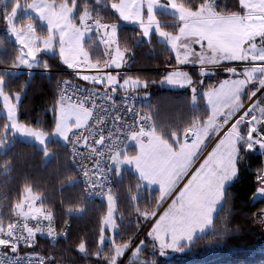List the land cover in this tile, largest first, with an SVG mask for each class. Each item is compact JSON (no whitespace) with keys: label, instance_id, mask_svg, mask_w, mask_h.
Instances as JSON below:
<instances>
[{"label":"trees","instance_id":"trees-1","mask_svg":"<svg viewBox=\"0 0 264 264\" xmlns=\"http://www.w3.org/2000/svg\"><path fill=\"white\" fill-rule=\"evenodd\" d=\"M53 1H66L75 5L72 17L75 25L79 23L80 14L86 10H90L92 18H96L101 25H118L115 39L117 45L126 51L123 68L127 69L126 72L119 73V76L145 83L142 89L126 90L144 91L150 95L151 102L146 112L155 133L169 140L171 135L180 136L208 117L209 110L202 93L198 94L194 105L186 88L160 85L166 72L177 64L171 50L155 34L149 41H143L140 30L120 24L118 15L106 3L96 4L94 0ZM176 1L188 9L196 10L207 0ZM29 2L30 0H0V79L3 80L5 93L21 95L17 105L18 121L25 126L50 132L56 120V85L62 78L76 77L75 74L62 71L66 66L56 53L42 54L36 70L14 72L19 46L3 31V27L15 4L26 5ZM215 8L224 15L241 12L239 0H218ZM156 17L162 29L176 33L179 26L176 18L163 12H157ZM30 19L37 25V29L42 28L32 16L19 17L17 25L22 26ZM92 32L83 41L82 48L86 57L94 63L104 59V52L96 38L98 34ZM43 68L49 70L43 72ZM185 70L192 83L203 90L215 86L221 76L214 74L202 78L197 69ZM120 90L122 89H118ZM263 95L264 91L258 100ZM6 121V117L0 115V145H4L5 141L10 142L0 152V224L5 226L10 223L15 205L23 199L24 190L28 188L32 194L42 199L39 198L44 206L51 209L58 226L65 220L71 223L70 235L66 240L51 243L39 238L33 247H19L18 253L41 254L46 264H112V246L106 241L100 244L101 238L109 235V231L103 227L107 214L105 199L88 202L84 198L81 184L69 165L64 144L52 140L46 146L49 156L45 158V151L36 144L15 138L6 131ZM127 150L128 153H134L130 147ZM236 168L237 175L224 190L223 201L213 218L211 230L191 243L182 244L181 248L188 249L183 259L185 261L181 262L177 257L172 264H253L264 260V239L257 224L259 213L264 208V200L252 199L264 178V157L249 152L239 142ZM114 178V187L109 194L116 207L117 229L113 240L117 245H129L146 226L140 227L143 215L153 205V198H148V188L137 186L140 181L132 171L122 170L120 177ZM140 191L142 194H139ZM74 210L79 212L74 214ZM261 229L263 230V226ZM4 232L7 231L1 233ZM0 248L6 249L1 245ZM142 255V263H147L149 259L156 260L150 252L149 244H146ZM122 264H127V259Z\"/></svg>","mask_w":264,"mask_h":264},{"label":"rangeland","instance_id":"rangeland-1","mask_svg":"<svg viewBox=\"0 0 264 264\" xmlns=\"http://www.w3.org/2000/svg\"><path fill=\"white\" fill-rule=\"evenodd\" d=\"M85 1L88 2V0ZM90 1L93 2V0ZM242 1L244 5H249V0ZM261 1L252 0L253 5L248 8L262 10L259 20L264 22V5H261ZM94 2L102 4V0H94ZM125 2V0H122L118 6L114 4V8H122ZM177 3H175L176 6L184 13L176 10L171 4L164 5L166 9L164 11L174 13L173 15L179 18L176 33L162 29L157 22L156 14H143L140 4L137 5L135 14L117 15L123 22L137 27L147 41L154 35V33H151L153 31L156 32L157 39H162V41L165 37H168L169 43L174 45L173 49L178 54L177 63L180 65L189 64L181 67H188L191 63H195L193 59L197 50H200L203 55H206L204 51H208L211 53V57H220V60H214L219 62L208 64L227 63L225 59L231 61L245 60L248 57L247 49L253 46V38L248 37L247 32L250 25V14H246V16L238 14L239 16L235 19L234 17L215 19L214 0H208L203 7L201 5L196 10L188 9ZM52 6H58V14H68V16L74 14L76 10L74 4H68L66 1L56 3L53 0H30L26 5L15 4L6 18L3 31L19 46L17 64L13 67L14 72L25 71L19 69L21 65L33 66V64H28L31 62L32 53H37L36 56L39 59L42 54H50L54 49L53 44H56V41L53 39L52 30L47 29L51 26L52 14L48 13H51ZM31 11L40 16L42 23L37 17L36 19L39 22L38 26L42 28L37 29V25L33 23L32 19L22 26L17 25L19 17L28 16ZM84 12H88L92 17L90 10ZM190 14H197L196 17H212L213 25L202 26L201 28L198 26L192 27L194 21H208L196 17L190 20L188 19L191 16ZM69 21L73 23L72 19ZM109 30L112 31L114 28ZM263 37L264 35L259 38L262 39ZM184 39L188 40V44L194 47V51L188 48V45L182 43L180 47L176 46L178 42H182ZM69 41V51H72L78 41L77 34L69 36ZM195 47L200 49L195 50ZM38 48L42 49L38 50ZM118 48L122 49L120 46ZM114 59L116 60V57ZM243 62L257 65L264 62V59ZM223 69L225 70H216L222 72L215 73L221 76L216 86L208 90H203L199 85L192 83L187 70L169 69L162 78L160 85L167 88L185 87L189 90L194 105L198 94L202 93L205 105L209 109L208 117L203 123H198L187 129L180 136L171 135L169 140L154 132L151 136L153 144L150 147L145 149L139 145L131 146L130 148H135V151L131 150L134 153H128V150H124L115 154L112 158L113 176L119 178L122 170L125 169L132 171L140 181L137 186L148 188L150 190L148 198H153V205L143 215L140 227L146 226L140 233L142 236L126 257L127 264H172L173 259L177 257L181 259V262H184L183 259L188 249H183L180 246L191 243L197 237L211 230L213 218L223 201L225 187L237 175L236 163L239 142L249 152L261 154L264 157V95L260 98L261 100H258L259 95L264 91V67H246L245 65V67H241V72L230 68ZM249 69L256 71L255 76L257 77L255 78H260L259 83H254L253 79L249 77ZM201 72H209V69H202ZM243 85L245 86L242 91ZM248 91L251 93L259 92L252 106L253 120L244 124L241 122L235 124L212 143V139L219 129L217 123H215L217 115H231L232 109L240 104L239 100L242 106L247 98ZM19 99L18 95H10L3 91V80L0 79V115L6 117V131L8 130L15 138L36 144L38 148L45 151V158L49 156L46 146L52 140L64 144L68 132L72 128L80 127L88 117V113L84 109L58 101L54 128L50 132H44L25 126L18 121L17 105ZM8 144L10 142L5 141L4 145L7 146ZM4 145H0V151L5 148ZM206 146H208L207 151ZM263 183L264 178L259 186H262ZM23 194V199L14 207L15 214L24 211L17 208L26 199L40 198L32 194L29 188L25 189ZM139 194H142V191ZM108 197H111V195ZM107 204V214L103 221V227L109 231V235L103 236L100 244L102 245L106 241L110 247L112 246L114 251L112 264H119L140 235L129 245L115 244L113 240V235L117 229L114 219L115 202L110 199ZM12 218L13 215L10 218V223L0 226V233L9 231L13 224ZM257 224L259 233L264 239V229H261L264 224V208L259 213ZM143 236L145 237L141 240ZM146 244H149L150 252L156 260L149 259L147 263H142L141 260L144 259L142 251ZM253 264H264V260Z\"/></svg>","mask_w":264,"mask_h":264},{"label":"built area","instance_id":"built-area-1","mask_svg":"<svg viewBox=\"0 0 264 264\" xmlns=\"http://www.w3.org/2000/svg\"><path fill=\"white\" fill-rule=\"evenodd\" d=\"M86 26L97 33L101 27L95 18L88 19ZM100 42L104 52L103 60L93 63L89 59L77 58L62 70L75 75H88L91 84L77 78H62L56 85L58 101L80 107L89 113L87 123L72 128L64 142L69 165L88 202L102 199L112 191L115 183L111 167L113 156L127 150L133 142L141 147L149 146L154 133L146 112L151 102L150 95L138 90H117L110 81L113 73L111 64L118 46L116 39L108 34ZM245 65L264 67V62L257 65L243 61L198 64L176 69L224 71L223 68H230L241 72V67ZM48 70L42 69L43 72ZM126 71L123 67L116 70L117 73ZM258 95L259 92L248 91L246 100L236 112L217 118L219 129L212 143L235 124L253 120L252 106ZM205 149L207 151L208 146ZM21 209L24 211L13 213L11 230L0 233V245L6 248H0V264H44L45 258L41 254L29 252L22 255L18 253V248L33 247L39 238L51 243L66 240L71 231L70 221L66 220L58 226L53 212L40 199H26ZM76 213L77 210L74 211Z\"/></svg>","mask_w":264,"mask_h":264},{"label":"crops","instance_id":"crops-1","mask_svg":"<svg viewBox=\"0 0 264 264\" xmlns=\"http://www.w3.org/2000/svg\"><path fill=\"white\" fill-rule=\"evenodd\" d=\"M108 1L102 0V3L104 4V2H105L106 4H108L110 6L111 10L115 14H135V9H137L138 4H140V6H141V10H142L143 14L144 13H146V14H150V13L157 14V12H163V13L170 14L171 16L176 18L177 21L179 20V18L176 15H173L174 13H169L168 11H164V10H166L164 5L165 4H171L176 8V10L182 12V10H180L175 4V3H177L176 0H125L126 2L124 4V6L120 9H115L114 4L116 6H118L122 0H110L111 2L110 1L108 2ZM207 1L205 3H207ZM217 1L218 0H214V7L216 6ZM261 2H262L261 5L263 6L264 0H262ZM205 3L202 4L201 7H203L205 5ZM240 4H241V12L224 15V14H220L217 11H215L216 14H214V18L215 19H221V18H227V17H230V18L234 17V19H235V17L239 16L238 14H243L241 16H246V14H250V16H249L250 25H249V28L247 29V32H248V37L253 38V42H252L253 46H251L249 49H247V53H249V55L245 60H241V59L239 61H231V60H227V59H225V60L227 61V63L240 62V61L263 60L264 59V37L262 39L259 38L260 36L264 35V22L259 20V18H260L259 16H260L262 10H258L256 8H248L250 5H253L252 0H249V5H244L242 0H240ZM262 6H261V8H262ZM57 7L58 6H52L51 13H48V14H52V16H51V26L47 29L52 30L51 32L53 35V39H54V41H56V44H53L54 49L50 52V54L56 53L59 56L62 63L67 67L68 64H70L73 59H77V58L88 59L86 57V54L83 51L82 43H83L84 39L89 38L93 33L92 30L86 26V21L92 17H90V14H88V12H84L80 16L79 23L77 25H75L74 23H72V21H69L70 19H72L74 14L73 13L71 15L69 14L70 16H68V14H58V8ZM215 10H216V8H215ZM182 13H184V12H182ZM30 15L32 17L35 16V18L37 17L40 20V22L42 23L40 16L37 15V13L31 11V14H29L28 16H30ZM190 15L191 16H189L188 19L191 20L192 18L196 17L197 14H190ZM196 18H199L203 21H208V22L194 21V22H192V27L198 26L199 28H201L202 26L205 27V26L213 25V22H212L213 18L212 17H196ZM119 20H120V24L132 26L130 23L123 22L120 17H119ZM157 22L160 25V22L158 21V19H157ZM117 27H118V25H114V26L111 25L110 27H108V31H109L108 34H110L111 36L114 37L116 34V31H117ZM112 28H114V30H112V31L109 30ZM151 33L152 34L154 33L156 35L155 31H153ZM76 34L78 36V41L76 43V46L72 51H69V48H70L69 36L76 35ZM140 36H141V39L143 41H145V40L147 41V39L142 36L141 32H140ZM156 37H157V35H156ZM96 38L100 42L99 36ZM158 40L163 42L164 44H166L168 46V48L173 52V54L175 56L176 63H177V59H179L178 54L173 49L174 45H171L169 43V41H168L169 38L165 37V39L163 41H162V39L161 40L158 39ZM181 43L188 45V48H190L191 50L194 51V47H192L190 44H188V40L184 39L182 42H178L176 46L180 47ZM40 49H42V48H38V50H40ZM196 49H200V48L195 47V50ZM204 52L206 55H203L200 50H197L195 52L196 53L195 58L193 59V61L195 63H191V65L192 64H194V65L208 64L210 62H219V61H214V60H220V57L214 58V57H211L210 52H208V51H204ZM125 54H126L125 49L124 48H122V49L118 48V46H117V49H116V52L114 55V57H116V60L113 58L114 62L112 64L113 65L112 66L113 73H112L111 78H110L111 83L116 86L117 90L118 89L126 90V89H140V88L142 89V88H144V86H145L144 82L137 80V79L125 78V77L119 76V73L116 72V70L123 67ZM36 55H37V53H32L31 62L28 63V64H33V66L21 65L19 67V69L21 68L22 70L24 69V70H28V71L35 69V67L39 63V59L37 58ZM177 64H178V66L189 65V64L180 65L179 63H177ZM170 69H174V68L172 67ZM215 73H222V72H219V71L211 72V71H209L206 73L200 72L199 74L201 77H205V76L214 75ZM255 73H256L255 70H251V69L248 70L249 77L253 79L254 83H259L260 78H255V77H257V76H255ZM75 77L84 83H87V84L92 83V80L90 79V77L88 75L80 74V75H75ZM191 82H192V80H191ZM215 86H216V84H215ZM244 86L245 85L242 86V91L244 89ZM175 88H182V87H175ZM183 88H185V87H183ZM241 92H240V94H241ZM15 95H17V94H15ZM18 96L21 99V95H18ZM241 100H242V98H241ZM239 103L240 104L238 106H236L232 109V111L230 112L231 115L234 112H236L237 109L241 106L240 100H239ZM220 115H224V114H220ZM220 115H217V117ZM217 117H216V119H217ZM88 118H89V113H88V117H87L86 121L83 124H81L80 126L85 125L88 121ZM216 119H215V123H217ZM152 144H153V140L149 146L142 147V148L146 149V148L150 147ZM135 145H137V144L135 142H133L131 146L133 147ZM4 147L6 148L7 146L4 145ZM130 149L135 151V148H130ZM108 196L109 195H107L104 198L106 203L109 202L110 199H113L112 196L111 197H108ZM22 205H23V203L21 204V206H18L17 209L21 208ZM107 208H108V204H107ZM115 209H116V207H115ZM115 215H116V212H115ZM114 219H115V216H114ZM2 225L3 224H0V226H2Z\"/></svg>","mask_w":264,"mask_h":264},{"label":"water","instance_id":"water-1","mask_svg":"<svg viewBox=\"0 0 264 264\" xmlns=\"http://www.w3.org/2000/svg\"><path fill=\"white\" fill-rule=\"evenodd\" d=\"M108 32V28L107 26H102L99 30V36L100 38L104 39L106 34ZM85 142V141H83ZM83 144V143H82ZM253 201H258L261 199H264V185L263 186H258L255 190V193L252 197ZM263 229H264V224H263ZM142 235L139 236L138 239H136V241L131 245V247L129 248V250L126 252L125 256L122 258V260L119 262V264L123 263V260L126 259V257L129 255V253L131 252V250L133 249V247L135 246V244L137 243V241L140 239ZM11 252H14V250H11Z\"/></svg>","mask_w":264,"mask_h":264},{"label":"flooded vegetation","instance_id":"flooded-vegetation-1","mask_svg":"<svg viewBox=\"0 0 264 264\" xmlns=\"http://www.w3.org/2000/svg\"><path fill=\"white\" fill-rule=\"evenodd\" d=\"M264 185V183L262 184V186ZM261 200H264V199H261Z\"/></svg>","mask_w":264,"mask_h":264}]
</instances>
